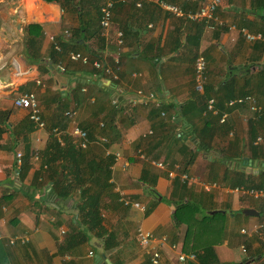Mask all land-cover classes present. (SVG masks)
Returning <instances> with one entry per match:
<instances>
[{
  "label": "crops",
  "instance_id": "crops-1",
  "mask_svg": "<svg viewBox=\"0 0 264 264\" xmlns=\"http://www.w3.org/2000/svg\"><path fill=\"white\" fill-rule=\"evenodd\" d=\"M162 1L175 5L184 2ZM80 2L84 9L68 10L59 3L43 0H0V111L10 112L9 129L1 127L4 131L0 133V264H105V260L111 264H151L156 242L142 247L139 235L144 232L151 233L158 240L165 239L158 248V264H188L189 261L179 262L178 256L194 252L188 246L184 250L186 226L174 224L172 215L175 209L172 210L170 205L175 207L173 201L186 198L190 203L199 204V208L205 206L208 213L221 211L227 218L230 214L228 206L234 204L236 207V203L229 199L231 195L238 197V208L242 211L252 209L258 213V216H246L241 212L248 229L241 227L239 230V233L241 229L247 231L245 235L240 233L245 236L240 250L245 245L247 257L238 264L257 261L264 264V231L252 233L254 225L264 224V196L254 198L235 193L220 183L221 172L217 177L210 174L212 159L219 156L221 145L208 152L193 154L192 159L188 153L181 158L177 156L175 162L166 160L169 148L161 145L160 157L154 160L163 161L168 170H175V165L181 173L184 162L191 159L185 173L198 183L186 182L187 193L174 183L180 180L178 176L170 180L166 169L153 166L150 163L153 159L147 160L140 147V140L152 135L155 129L161 132L165 126L174 124L175 108L192 101L198 94L193 56L202 55L206 61L207 81L203 89L207 86L216 90L232 76H247L255 81L257 67L264 66L263 43L246 41L240 30L263 34L264 0H222L216 10L222 26L214 30L204 23L175 18L155 2L143 1L137 8L135 0V4L131 1L115 8L111 28L102 29L100 39L96 35L89 39L85 36L86 44L80 48L97 50L111 69L115 65L117 79L93 72L92 67L72 62L68 56L61 64L63 72L59 71L58 65L50 66L48 57L54 38L68 39L79 21L90 18L89 13L93 15V8L98 5L87 0ZM101 4L102 0L99 1ZM119 31L123 33L122 44L118 42ZM78 82L86 84L80 93L76 91ZM24 93L36 95L46 123L44 130L25 131V126L29 128L31 125L28 111L13 105V100ZM138 95H141L140 99H136ZM252 96L258 101L255 95ZM117 98L123 109L120 114L112 112ZM162 106L167 111L156 118L153 109ZM246 112L250 115L244 107L226 112V121H231L238 138V117ZM61 115L68 119L57 126ZM189 120L195 126L201 122L192 117ZM97 122L100 127L109 122L117 133L109 137L113 140L109 148L101 151L115 157L111 184L112 192L118 196L112 199L106 196L103 200L107 206L102 211V225L116 238L115 246L107 249L94 235H90L87 243L76 245L80 239H71L74 236L76 197L69 200L49 197V186L42 190L36 185L39 181L34 182L37 173L41 172L40 154L51 138L49 128L59 130L58 136L67 133L73 137L75 126L81 128L96 123V128ZM158 122L165 126L158 128ZM191 129L182 124L179 132L188 134ZM164 138L161 137L162 142ZM231 138L230 132L227 139ZM73 139L79 144L77 138ZM219 140L215 138L216 143ZM96 145L103 147L93 141L87 148L79 149L90 158L98 154L94 151ZM18 153L22 155L20 164L16 163ZM24 159L29 168L20 180L18 172ZM203 161L208 164L201 169ZM147 162L150 175L146 185L139 179ZM230 166L257 174L256 167L250 162L247 165L244 162L231 163ZM154 176L157 178L152 183ZM203 180L215 182L220 188L207 193L201 185ZM149 189L160 195V200L149 193ZM251 217L255 220L248 219ZM224 241L214 246L217 256L218 247L228 244ZM102 255L104 260L100 258ZM218 259L222 263L219 256Z\"/></svg>",
  "mask_w": 264,
  "mask_h": 264
},
{
  "label": "trees",
  "instance_id": "trees-1",
  "mask_svg": "<svg viewBox=\"0 0 264 264\" xmlns=\"http://www.w3.org/2000/svg\"><path fill=\"white\" fill-rule=\"evenodd\" d=\"M43 1L48 3H59L63 9L68 10L84 9V7L81 6L83 3L81 4L80 0ZM87 1L90 4H98L93 8V15L89 13L90 18L86 21H79L78 26L71 31L68 39L62 37L54 38L48 57L51 68H54L56 65L61 66V64L67 60V56H69L71 52H74L87 58L88 64L84 66L92 67L91 71L100 74L104 73L101 70L94 69L92 66L94 61L100 62L103 66L108 65L103 59V56L99 54L97 50L90 51L80 48L84 47L83 45L86 44L85 36L89 39L96 35L97 39H100L99 36L100 33H102V28L99 24L100 0ZM131 1H134L135 4V0H128L124 3L117 2L114 5L112 14L115 8H121ZM202 3L203 0H184L183 3L177 5L182 6L185 11H196L201 7ZM33 27H35V25H33ZM33 27L31 26L30 29ZM56 46L59 47V51H56ZM262 46L264 47V43ZM101 47L100 45L99 49H101ZM81 49H83V51ZM197 56L198 55L192 57L194 63ZM113 65L114 64H112V66ZM115 68L114 65L112 68L114 73L116 72ZM257 70L258 76L255 77V81L247 76H232L218 85L216 90H214V88L210 90L206 86L202 94H195L192 101L185 103L180 108H175L174 115L172 116L174 124L165 126L163 122H158V128H163L165 126L161 129V132L155 129L152 135L146 136L144 139L140 140V147L143 148L145 158L147 160L159 158V150L165 145H168L169 148L166 160L173 162H175L174 159H176L177 156L181 158L188 153L189 157L192 159L193 154L208 152L221 145L222 148L219 150V156L216 159H212V167L209 169L210 174H214L216 175L215 177H217L221 172V178L219 179L220 183L232 189L244 188L247 190L264 192V114L246 123L245 126L242 127V130H240V138L237 137L238 133L234 130L229 119L225 123L219 122L222 113L231 112L233 108H236L227 107L228 101L232 99L247 95H255L260 103H264V66H258ZM205 81H207V75ZM84 86H86L85 83L78 82L76 91L80 93V90H82ZM101 92L108 95L103 90H101ZM209 99L215 101L214 107L219 110V115L214 116L210 113L203 115ZM115 104L116 106H114L112 112L114 114H120L123 109L119 98H117ZM166 111L167 109L162 106L154 108L153 114L158 118L161 112ZM9 113L8 111H0V133L3 132L4 129H9ZM190 117L200 119V124L197 126L193 125L189 120ZM66 119L68 118L65 115H61V118L58 119L57 126L61 125ZM95 124L96 123L93 125L95 126ZM182 124L192 128L188 134H180L179 128L182 127ZM94 126H92V124L81 126L82 130L87 133L88 144L96 141L102 144L103 149L109 148L113 142L109 137L117 135V133H114L116 128L109 122L104 123L103 127H100L99 122H97L96 128H98V130ZM1 127L4 129L2 130ZM34 129L35 126L32 122L29 128L25 126V131L31 132ZM53 129L52 127L49 128L51 136L50 141L40 154L42 159L41 172L43 171V173L38 172L34 178V182L39 181L36 185L42 190H44L45 186H49V197H55L58 200H69L76 197V219L74 230H72V235L74 236L71 238L80 239V241L75 243L76 245L87 243L90 239V235H94L96 238L102 240L104 249H107L109 246H115L116 238L114 234L105 230L102 225V211L107 206L103 202L104 197L110 196L112 199L116 196V194L114 195L112 192L111 184L112 166L114 165L115 157L112 155H105L103 151L101 154H96L94 157L89 158L85 151L79 149V144L75 142L73 137L67 133H62L58 136L60 131L56 129L54 133L52 131ZM163 132L166 135H164ZM230 132L232 133V138L228 140L227 138ZM161 137H165L163 139L164 142L161 141ZM102 138L105 140L104 142L101 141ZM215 138L220 139L218 143L215 142ZM258 138H261L260 142ZM22 161V167L19 168L18 172L20 180H22V175L29 168L27 160L24 159ZM190 161H185L184 165H181V173L186 172V167ZM240 162H244L245 165L250 162L252 166L256 167L257 174L252 173V171L246 172L237 170L235 167L231 168V163ZM149 165L148 162L145 163L146 167L142 170L139 179L140 182L146 185L149 183L148 176L150 174L147 169ZM154 178L157 177L154 176L152 178V183L155 181ZM177 180L174 183H178L181 191H186L187 193V184L181 183L179 179ZM149 193L156 196V192L153 189H149ZM117 197L118 196H116V198ZM173 202L175 205V210L172 215L174 224L176 226H186V234L183 242L184 250L188 246L189 249L194 252L192 253L196 258L194 262L189 261L188 264H222L218 259L214 246L224 239L226 214L221 211H210L209 213L205 212L204 215L199 216L200 211L198 207L194 203H190L188 199L183 198L180 201ZM220 216L223 217V229H219V231L211 230L209 227L212 224L209 219L213 221L216 217ZM210 236L216 237V240H211ZM240 264H245V262H241Z\"/></svg>",
  "mask_w": 264,
  "mask_h": 264
},
{
  "label": "built area",
  "instance_id": "built-area-1",
  "mask_svg": "<svg viewBox=\"0 0 264 264\" xmlns=\"http://www.w3.org/2000/svg\"><path fill=\"white\" fill-rule=\"evenodd\" d=\"M128 0H102V4L100 6V27L103 30H109L111 28L112 24V10L114 8V5L117 2H126ZM143 1L148 2H155L160 9L163 11L169 13L175 18L183 19L190 22H196V23H204L210 30H214L217 27L222 26V22L219 20V18L216 15V10L218 6L220 5L222 0H204V2L201 4V7L196 11H185L181 6L175 5V4H169L162 0H136V7L140 8L142 6ZM240 34L245 38L248 42H261L264 43V35L262 33H250L245 29L240 30ZM118 42L119 44H122V38L123 34L122 32H117ZM57 50H59L58 47H56ZM69 60L72 62H80L81 64L85 65L88 64V60L85 56H81L79 53L71 52L69 54ZM92 66L97 69L103 71L105 75L112 77V79H117L116 75L114 74V71L110 68L108 65H102L98 61H94L92 63ZM59 71L63 72L64 68L60 65H58ZM194 79H195V85H196V91L200 94L203 93V86L206 80V61L205 58L202 55H198L195 59L194 63ZM153 95H150V98H152ZM141 95H138L136 99H140ZM116 101L114 102V104ZM215 101L213 99H209L206 104V109L203 115H206L207 113H210L214 116L219 115V110L214 107ZM13 105L16 108L24 109L28 111V118L30 122H32L37 130H44L46 128V123L44 119L42 118L41 113V107L40 103L33 93H24L22 95L17 96L13 100ZM227 107H244L248 110L250 115L245 119L247 121L248 119H257L261 115L264 114V104H260L256 98L252 95H247L243 97H238L235 99H232L228 101ZM66 115H69L67 113ZM228 117V114L222 113L219 119L220 123H225L226 119ZM55 133L56 130H53ZM72 136L77 138L79 147L81 149H85L88 147V139H87V133L79 128L78 126H75L72 130ZM102 142L105 140L102 138ZM258 141H260V138H258ZM21 154L18 153L16 155V163H21ZM150 163L155 166L158 169L165 170L166 165L163 161H155L152 160ZM175 170H168L166 169L167 176L170 180H174L177 176L180 178V181L182 183H190L194 182L195 184L198 183L197 179H193L190 177L187 173H179L177 170L179 169L178 166L174 167ZM178 168V169H177ZM203 190L207 193L212 192L215 189H219L220 186L216 184L215 182H209V183H202ZM233 192L238 193L240 195L244 196H252L254 198H260L264 196L263 191H254V190H247L244 188H235L233 189ZM127 204V203H125ZM261 231H264V225H254L252 227V233H259ZM241 234H247V231L245 229H241ZM151 242H156V245L152 248V254H151V264H158L160 259V253H159V246L165 242V239H156L151 233L144 232L140 233L139 235V244L142 247H149ZM241 251L243 253H246V250L244 247H241ZM91 254V253H90ZM179 262H186V261H194L195 255L194 254H180L178 256Z\"/></svg>",
  "mask_w": 264,
  "mask_h": 264
},
{
  "label": "rangeland",
  "instance_id": "rangeland-1",
  "mask_svg": "<svg viewBox=\"0 0 264 264\" xmlns=\"http://www.w3.org/2000/svg\"><path fill=\"white\" fill-rule=\"evenodd\" d=\"M245 116V117H244ZM249 115L247 114V112L245 113V115L238 117V130H242V127L245 126V122L244 121ZM244 119V120H243ZM261 139V138H260ZM102 148L100 145H96L94 148V151H96V153L100 154L102 151ZM203 164H201V169L203 167L206 166V164H208L206 161L202 162ZM190 175V174H189ZM206 182V181H205ZM204 180L201 181V183H205ZM209 183V182H206ZM205 183V184H206ZM179 188V187H177ZM176 188V189H177ZM181 190V189H180ZM229 199H231V201L233 200L234 203H236V207L233 204V206H228V210H230V214H227V218L225 221V230H224V242H227L228 244L222 245L220 247H218V256L221 259L223 264H238L239 260H244L246 259V255L244 253L241 252L240 250V243L244 240L245 236L240 235L239 230L241 227L248 229V227L245 225L244 220H243V215L241 214L242 210L240 208H238L239 205V200L238 197L236 195H231L229 197ZM195 205L199 208V204ZM242 205V204H241ZM244 206V205H242ZM208 209L205 208V206H200L199 208V216L204 215L205 212H207ZM245 219V218H244ZM250 220H255L254 218H248ZM210 223L212 224L209 228L211 230H218L219 229H223V217H216L213 221L211 219ZM208 223V224H210ZM264 225V224H262ZM211 240H216V237L210 236ZM244 247H246L244 245ZM246 250V249H245ZM258 262V261H257ZM253 262L252 264H258V263Z\"/></svg>",
  "mask_w": 264,
  "mask_h": 264
},
{
  "label": "water",
  "instance_id": "water-1",
  "mask_svg": "<svg viewBox=\"0 0 264 264\" xmlns=\"http://www.w3.org/2000/svg\"><path fill=\"white\" fill-rule=\"evenodd\" d=\"M156 196H157V197L159 198V200H160V195H157V194H156ZM170 207H171L172 210L175 209V207H174L173 205H170ZM242 213H243L244 215H246V216H258V213H257L256 211L252 210V209H245V210L242 211ZM96 258H98V257H96ZM100 258H101V260H104V256H103V255H102ZM99 260H100V259H99ZM104 262H105V264H111L108 260H105Z\"/></svg>",
  "mask_w": 264,
  "mask_h": 264
}]
</instances>
